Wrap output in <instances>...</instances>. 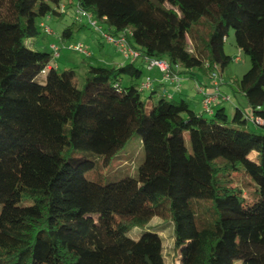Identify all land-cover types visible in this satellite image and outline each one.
Returning <instances> with one entry per match:
<instances>
[{
  "label": "trees",
  "instance_id": "16d2710c",
  "mask_svg": "<svg viewBox=\"0 0 264 264\" xmlns=\"http://www.w3.org/2000/svg\"><path fill=\"white\" fill-rule=\"evenodd\" d=\"M76 3L100 30L75 20ZM68 14L71 23L56 34L47 21ZM88 26L101 34L128 30L131 47L166 58L174 72L180 66L176 81L153 68L175 91L181 75L197 72L207 78L195 81L198 93L199 85L217 88L230 101L222 89L227 82L250 113L237 101L229 119L227 101L206 111L202 100L197 112L186 98L152 88L150 79V88L140 89L146 81L139 82L136 61L152 70L142 59L84 63L82 79L74 68L59 71L50 45L60 47V57ZM231 29L251 64L234 82L223 76L241 61L225 51ZM41 32L56 40L49 48L38 40L33 46L39 48L28 47ZM143 91L148 98L160 94L159 102L146 105ZM250 117L264 119V0H0V264H165L159 234L127 235L154 217L172 222L175 250L187 244L181 264H264V125ZM136 134L145 151L137 177L108 183L86 177ZM241 165L257 184L251 204L233 184ZM25 199L32 203L21 204Z\"/></svg>",
  "mask_w": 264,
  "mask_h": 264
},
{
  "label": "rangeland",
  "instance_id": "374dc122",
  "mask_svg": "<svg viewBox=\"0 0 264 264\" xmlns=\"http://www.w3.org/2000/svg\"><path fill=\"white\" fill-rule=\"evenodd\" d=\"M62 4H65V2H62ZM71 21H72V15L68 14L65 18L62 19H60L58 16H53L51 20L47 21V24L51 26V28L55 31L56 34H60L62 30L71 23ZM83 22L87 23L86 20H83ZM199 28H200L199 32L202 34L207 33V30H209L205 18L202 19ZM51 39L54 38L45 34L44 32H41L37 37L30 38L29 40H27L26 43L28 47L37 49L39 47L36 48L33 46L34 40L47 42V40H51ZM74 40L76 42L83 43L90 52H94V58H87V56L84 53H81L79 51L62 49L60 57L56 58V62L58 64L59 71H63L68 68H74L77 71L78 75L80 76V79H82L86 71V67L84 66V63L101 64L100 58L102 54L109 53L112 49L111 48L112 45L105 42V39L103 38L100 32L95 31L89 26L76 33L74 36ZM188 48L191 51L194 50L193 43H191L190 41H188ZM225 51L233 58H235L238 55H240L241 57V61L236 62L234 60L227 67L223 75L225 80L234 82V80L240 79L249 70L251 64L249 57L244 55L236 47L233 29L230 30L229 36L226 40ZM38 80L41 83H44L45 75L43 74L40 75ZM124 80L126 82L125 77ZM145 80L146 81L148 80L147 77ZM191 83H194V81H192ZM194 88L195 90L191 95L192 98L196 100L199 99L201 101L202 94L197 92L196 84L193 85V89ZM161 90L162 89H159V92H162ZM229 93H230L229 95H231V100L225 103L226 112L229 119L233 117L235 110V103L237 101H239L241 107L245 110L246 113H250L251 110L244 98L240 96H235L232 93L231 89H229ZM148 94L149 93L147 91L142 92V99L146 105L149 99L154 104H157L159 102L160 94L159 95L156 94L152 98H148ZM206 116L210 118L208 115ZM246 129L252 131L257 130V128H255L252 124H248ZM184 137H185L186 145L189 148H191L189 133L186 132L184 134ZM250 157L256 160L258 158V155L256 153H252ZM144 160H145V151L143 148L142 140L140 135L136 134L128 140L124 148L117 153V155L111 160V162L108 165L104 166L101 164L99 167L87 171L86 177H88L89 179L99 180L103 183L118 181L125 177H130V176L135 178L138 176L139 167L143 164ZM232 179H233V184L239 187L243 191V195L247 203L251 204L258 199L257 184L248 174H246L244 167L242 165L239 167L238 170L233 172ZM202 202L204 203V207L211 206L210 201H202ZM31 203L32 201L30 199H25L24 201H22L21 204L29 205ZM208 214L211 216L212 215L211 211L208 212ZM92 216L97 218L96 215H92ZM144 232H154L159 234L160 237L162 238L165 264H181L182 262L181 256L183 252L186 250L187 244L182 246L179 250H175L173 224L171 221L164 220L160 217H154L151 219L150 222H148L146 225L142 227L130 228L127 231V235L136 240L139 239L142 233ZM234 264H242V261L236 260L234 261Z\"/></svg>",
  "mask_w": 264,
  "mask_h": 264
},
{
  "label": "built area",
  "instance_id": "2783aa9c",
  "mask_svg": "<svg viewBox=\"0 0 264 264\" xmlns=\"http://www.w3.org/2000/svg\"><path fill=\"white\" fill-rule=\"evenodd\" d=\"M66 4L61 5V10L65 11ZM73 17L75 20L82 21L83 19H86L90 25H92L95 29L100 30L101 24L97 20L93 19V15L89 13L87 10H85L83 7H81L78 3L75 4ZM41 26L43 27L44 31L48 34L53 33V31L50 29V27L45 23L41 22ZM103 38L105 39V42L112 45L116 50H118L121 55L126 60L135 61L137 59H142L145 66L148 69L158 68L162 73L165 79L176 81L179 79L178 74L176 73V70L180 68V66H175V72L172 70L170 62L166 58H154V57H148L143 55L140 51L130 46L129 40L132 36V33L130 31H123L120 32L117 35H113L111 33H102ZM64 48L79 51L81 53H84L86 56H89L91 53L87 50L85 45L80 42L76 43H69L67 45L63 46ZM51 50L54 52V58L59 56L60 47L52 43L50 45ZM238 60V59H237ZM56 66V64L49 65L47 68L50 69L51 66ZM45 72V71H44ZM213 78L215 79L214 85L217 87L218 82L216 79V74H213ZM151 86L150 81L143 82L140 85V89H149ZM199 92L203 95L202 96V105L203 109L206 111H210L211 108L215 103H218L220 101H228L229 97L225 95H221L217 88L214 89V91H206L205 86L199 85L198 87ZM252 123L256 125H264V119L261 117H250L249 119Z\"/></svg>",
  "mask_w": 264,
  "mask_h": 264
},
{
  "label": "crops",
  "instance_id": "0c3cea01",
  "mask_svg": "<svg viewBox=\"0 0 264 264\" xmlns=\"http://www.w3.org/2000/svg\"><path fill=\"white\" fill-rule=\"evenodd\" d=\"M52 37V36H51ZM54 39L51 40H47V42L45 41V43H41L40 45L43 46V48H49V44L50 42H54V40H56V37L53 36ZM111 51L107 54H102L101 58H100V62L103 65L106 66H120L122 64H124L126 61L124 60V57L113 47H111ZM190 50V49H189ZM92 53V58H94V52ZM135 66L137 67V69L141 70V74H140V79L139 82H143L146 81V77L147 79H150L152 81V88L154 89H162V93H174L175 98H179L184 97L187 100L191 101L192 103V107L194 108L195 111L200 112L202 110L201 108V103L199 99H193L192 98V93L195 90V88L193 89V85L195 84L196 80H201L202 82H207V78L204 76H201V74L194 72L193 75H189V74H183L181 75V85L180 88L178 90H174L173 85H171L169 82H166L163 80L162 74L157 70V69H152V70H147L143 67L142 63L140 61H136ZM192 77V78H190ZM201 78V79H200ZM205 79V80H204ZM129 79L126 78V82H128ZM192 81H194V83H191ZM192 89V91H191ZM222 89L229 93V86L226 82V84L222 87ZM236 105V103H235ZM225 106V104H224Z\"/></svg>",
  "mask_w": 264,
  "mask_h": 264
}]
</instances>
